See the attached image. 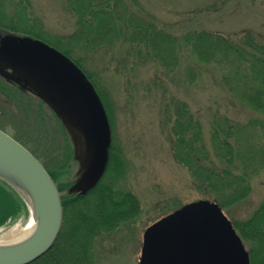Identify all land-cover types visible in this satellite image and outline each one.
Here are the masks:
<instances>
[{
    "label": "rangeland",
    "instance_id": "374dc122",
    "mask_svg": "<svg viewBox=\"0 0 264 264\" xmlns=\"http://www.w3.org/2000/svg\"><path fill=\"white\" fill-rule=\"evenodd\" d=\"M15 1L0 0V3L10 10ZM20 1L29 5L23 13L40 20L48 39L54 40L56 34L68 35L78 28L77 16L70 10L67 0ZM126 2L137 15L151 19L156 28L180 36L179 39L187 30L204 29L238 37L249 32L264 42V0ZM9 33L15 34L0 27V38ZM47 38L43 40L53 45ZM142 47L118 40L101 51L87 52L93 54L87 64L104 94L112 123V141L124 159V171L118 176L116 186L131 192L139 201L138 215L96 244L97 264H138L143 232L148 225L185 203L199 198L213 199L204 196L205 192L192 184L189 170L174 157L169 133L164 128L169 110L166 106L173 97L186 101L198 115L210 151L209 131L214 115L239 121L252 115L246 107L234 106V96L222 83L217 66L201 63L185 44H175L176 66H164L148 58L144 53L146 48ZM190 66L198 69L194 78L187 74ZM0 76L10 87H18L21 96L15 105L0 96V129L18 138L42 161L52 153L63 161L66 150L61 148V141L66 138L71 147L69 161L57 163V168L49 167L58 173L59 182L72 184L81 175L87 159L81 130L55 115L56 109L42 100L41 87L25 79L22 72L0 64ZM14 77L20 81H15ZM250 186L246 198L222 208L231 220L247 218L262 202L264 171L252 177ZM22 216L0 226V243H8L4 235L12 229L26 230L30 217L28 205ZM246 247L248 249V245Z\"/></svg>",
    "mask_w": 264,
    "mask_h": 264
},
{
    "label": "trees",
    "instance_id": "16d2710c",
    "mask_svg": "<svg viewBox=\"0 0 264 264\" xmlns=\"http://www.w3.org/2000/svg\"><path fill=\"white\" fill-rule=\"evenodd\" d=\"M19 1L10 10L0 3V27L46 39L40 20L27 12L25 15L23 12L29 5ZM67 2L77 16V30L68 35L56 34L54 40L47 39L82 68L103 101L104 94L87 64L93 54L87 52L101 51L118 40L143 46L145 56L164 66L177 65L175 44L183 43L201 63L217 66L222 83L234 96V106L246 107L252 112L251 117L239 121L214 115L209 131L210 151L198 115L186 101L173 97L166 106L169 110L164 128L169 133L176 161L189 170L192 184L204 191V196L212 197L224 209L246 198L251 190L250 180L264 171V42L249 32L238 37L204 29L187 30L179 39L180 36L164 33L151 19L130 10L126 0ZM197 71L190 66L187 74L194 78ZM15 87H10L0 76V96L14 105L21 98L20 89ZM61 143V148L66 150L63 161L54 153L42 161L28 148L56 183L63 207V223L54 246L30 264H97L96 244L134 219L139 212V201L131 192L116 186L118 176L124 171V159L113 141L106 172L98 185L85 194L70 192L71 183L59 182L58 173L50 169L57 168V163H67L71 157L68 140L62 139ZM25 211L26 204L19 193L0 179V226L23 217ZM232 223L248 245L250 264H264V199L247 218Z\"/></svg>",
    "mask_w": 264,
    "mask_h": 264
},
{
    "label": "water",
    "instance_id": "95a60500",
    "mask_svg": "<svg viewBox=\"0 0 264 264\" xmlns=\"http://www.w3.org/2000/svg\"><path fill=\"white\" fill-rule=\"evenodd\" d=\"M0 64L38 84L41 98L62 120L81 130L87 159L69 191L85 194L93 189L106 171L112 134L105 105L91 80L62 51L28 35L9 33L0 38ZM0 179L30 204L35 222L24 238L0 243V264H30L53 247L60 232L59 189L34 154L2 129ZM138 264H250V256L221 206L198 199L145 228Z\"/></svg>",
    "mask_w": 264,
    "mask_h": 264
},
{
    "label": "bare ground",
    "instance_id": "6f19581e",
    "mask_svg": "<svg viewBox=\"0 0 264 264\" xmlns=\"http://www.w3.org/2000/svg\"><path fill=\"white\" fill-rule=\"evenodd\" d=\"M34 227H35V222L32 217V212L30 211V217L27 222L26 230L25 228H23L24 230L12 229L8 233H6V235H4V238L5 240H8V243L18 241L20 238H24L25 236L30 234L34 230Z\"/></svg>",
    "mask_w": 264,
    "mask_h": 264
}]
</instances>
